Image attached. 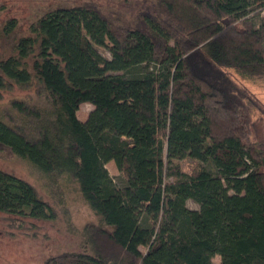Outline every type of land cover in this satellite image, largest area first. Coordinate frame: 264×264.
Returning <instances> with one entry per match:
<instances>
[{"label":"trees","instance_id":"obj_1","mask_svg":"<svg viewBox=\"0 0 264 264\" xmlns=\"http://www.w3.org/2000/svg\"><path fill=\"white\" fill-rule=\"evenodd\" d=\"M225 70L264 85V0H155L121 28L82 3L14 40L0 58V150L50 192L74 185L96 218L78 251L44 264H264V126ZM14 89L25 94L3 101ZM82 103L93 106L84 122ZM0 213L56 219L2 169Z\"/></svg>","mask_w":264,"mask_h":264},{"label":"rangeland","instance_id":"obj_2","mask_svg":"<svg viewBox=\"0 0 264 264\" xmlns=\"http://www.w3.org/2000/svg\"><path fill=\"white\" fill-rule=\"evenodd\" d=\"M155 0H0V28L10 20L16 19L18 27L9 37L0 35V58L8 55L14 40L25 34L28 25L43 13L57 8L77 4L95 6L101 14L116 28L129 27L139 16L151 12ZM102 55L108 56L104 51ZM230 79L239 87L247 90L250 97L257 102L260 111L253 112V118L264 126V85L239 79L232 71L225 70ZM17 90L4 93L3 101L23 96ZM93 109L89 103H82L76 112L77 118L84 122ZM183 171L189 172L193 163L180 162ZM0 169L12 173L30 183L37 193L54 208L56 219L51 222L19 219L0 213V264H44L45 261L63 252L78 251L81 246V230L96 218L80 197L74 185L55 187L46 190L39 175L25 162L0 150ZM106 169L114 182L120 186L119 173L113 163ZM125 196L132 198L133 191L123 190ZM190 209L198 206L188 201ZM213 262L219 264V258Z\"/></svg>","mask_w":264,"mask_h":264},{"label":"crops","instance_id":"obj_3","mask_svg":"<svg viewBox=\"0 0 264 264\" xmlns=\"http://www.w3.org/2000/svg\"><path fill=\"white\" fill-rule=\"evenodd\" d=\"M112 163V162H111Z\"/></svg>","mask_w":264,"mask_h":264}]
</instances>
